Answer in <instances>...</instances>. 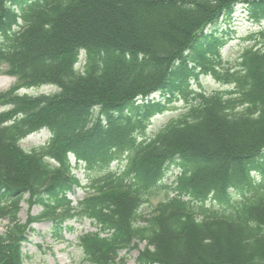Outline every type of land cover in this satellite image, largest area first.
Instances as JSON below:
<instances>
[{"label":"trees","instance_id":"16d2710c","mask_svg":"<svg viewBox=\"0 0 264 264\" xmlns=\"http://www.w3.org/2000/svg\"><path fill=\"white\" fill-rule=\"evenodd\" d=\"M240 5L262 23L264 0H0V75L16 78L0 93V264H25L33 224L61 238L85 220L96 228L78 238L85 264H125L131 250L137 264H264V29L225 69L217 28ZM204 75L231 89L195 93ZM44 86L57 92L21 94ZM43 130L46 144L22 148ZM71 156L105 172L76 203ZM122 157L124 172L112 170ZM171 168L167 197L145 216ZM26 196L42 213L21 223Z\"/></svg>","mask_w":264,"mask_h":264},{"label":"rangeland","instance_id":"374dc122","mask_svg":"<svg viewBox=\"0 0 264 264\" xmlns=\"http://www.w3.org/2000/svg\"><path fill=\"white\" fill-rule=\"evenodd\" d=\"M217 28L219 34L223 38H227L225 41L226 44L221 52L224 64L223 67L225 69H235L239 63L241 55L245 49L251 45L252 41L250 39L253 33L264 29V21L262 23L254 22L248 10H246V7L240 5L235 8V12L231 17H222L217 24ZM210 29L211 28H209V30ZM15 82V78L0 75V93L14 86ZM191 89L196 91L195 93H215L218 91L223 92L230 90L231 85H227L217 80L214 76L208 75L201 76L199 80L192 81ZM55 92H57V90L54 87H42L40 89L27 90L22 93L38 96ZM156 97L159 98V96ZM192 102V95L188 98L180 96L175 99L169 104L167 112L152 120L145 136L147 138L154 136L173 119L184 114L185 110ZM48 138L49 136L46 133H36L23 140L21 146L23 149L31 151L45 144ZM71 161L75 175L82 181V187L77 189L75 195L70 196V198L76 202L79 198H83L90 193L89 185L105 172L99 170H87L84 166L78 167L72 156ZM125 164L126 158L123 159L122 157L111 166V169L122 173L125 170ZM177 173V168L170 169L169 173L163 180L164 188L159 186L153 189L151 196L148 199V204L144 205L141 210L142 214L148 216L151 209L167 197V193H169L168 186L174 182ZM26 199H28V196L24 198V201L21 204V212L19 214L22 223H26L29 216H35L42 213V208L40 206H35L30 210L26 203ZM220 206H222V211L228 208L225 205ZM142 221H144V219ZM8 225V220L0 221V234L7 231ZM68 225H74V230H66L61 238H56L51 231V222L42 221L34 224L32 226L33 230H30L27 236L28 241L23 245V253L26 257L25 264H85L82 251L78 246V237L86 232H95L96 228L89 220H85L79 224L69 222ZM140 248H144V244H141ZM138 253L137 250L122 252L121 257H124L125 264H137L136 259Z\"/></svg>","mask_w":264,"mask_h":264}]
</instances>
